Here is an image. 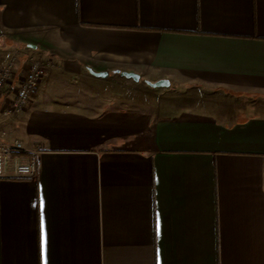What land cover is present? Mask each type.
I'll use <instances>...</instances> for the list:
<instances>
[{"label": "crops", "instance_id": "0c3cea01", "mask_svg": "<svg viewBox=\"0 0 264 264\" xmlns=\"http://www.w3.org/2000/svg\"><path fill=\"white\" fill-rule=\"evenodd\" d=\"M43 46L92 107L166 79L167 113L39 104L43 77L5 117ZM12 58L0 140L38 170L0 177V264H264V0H0Z\"/></svg>", "mask_w": 264, "mask_h": 264}, {"label": "rangeland", "instance_id": "374dc122", "mask_svg": "<svg viewBox=\"0 0 264 264\" xmlns=\"http://www.w3.org/2000/svg\"><path fill=\"white\" fill-rule=\"evenodd\" d=\"M7 36L4 37L6 39ZM40 50V51H39ZM38 51H35L33 54L32 59H38L41 60L44 64L47 65L46 75H44L43 83L40 85L39 89H36V92L43 95V99L41 98L42 104H47L50 106H75L76 103L81 104L83 109L87 110H94L95 109H101V107H107L115 105H123V106H133L136 105V107H142V109H148L154 113H163L166 114V110H163V99L153 98L154 94H158L162 90H165L163 86H157L153 87L151 85H148L147 81L145 84V81L142 79L138 82L137 85H134L133 88L138 89L137 94L138 97L119 101V100H107L105 102H101L99 106H94V101L96 100L95 96L91 97L90 91L91 89H95L96 86L92 85L86 78H83L81 75L70 73L69 71L63 70L61 61L57 62V67H53L54 62L56 63V58L47 55V49L46 47L39 48ZM53 58L52 60H48L47 58ZM117 75V74H116ZM120 77V75H118ZM122 79H128L131 81H134L132 78H126V77H120ZM42 81V80H41ZM41 83V82H40ZM103 89V88H98ZM2 90V89H1ZM103 92V90H102ZM115 92L119 95H121V92L119 90L115 89ZM113 92V95L116 96V93ZM134 94V93H130ZM109 95V93H108ZM131 100V101H130ZM96 102V101H95ZM78 106V105H77Z\"/></svg>", "mask_w": 264, "mask_h": 264}, {"label": "built area", "instance_id": "2783aa9c", "mask_svg": "<svg viewBox=\"0 0 264 264\" xmlns=\"http://www.w3.org/2000/svg\"><path fill=\"white\" fill-rule=\"evenodd\" d=\"M14 58L0 66V91L7 83L12 73ZM47 65L41 60L32 59L28 62V70L20 87L15 90V96L10 99L3 110L5 117H11L21 110L32 91L39 85L46 74ZM27 154L26 161L21 159L20 153ZM38 150H26L19 141L4 142L0 140V177L11 174L14 177H33L37 173L36 155Z\"/></svg>", "mask_w": 264, "mask_h": 264}, {"label": "water", "instance_id": "95a60500", "mask_svg": "<svg viewBox=\"0 0 264 264\" xmlns=\"http://www.w3.org/2000/svg\"><path fill=\"white\" fill-rule=\"evenodd\" d=\"M92 72V74H95L96 76H107L108 72L105 71H99V72H94L92 70H90ZM117 71V70H116ZM117 73H120L123 76L129 77V78H133L134 80H138L139 79V74H137L136 72H131V71H117ZM148 85H151L153 87H157V86H163L168 84V81L166 79H159L157 81L151 82V81H147Z\"/></svg>", "mask_w": 264, "mask_h": 264}]
</instances>
